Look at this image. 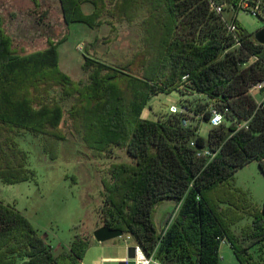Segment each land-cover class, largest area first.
<instances>
[{
  "label": "trees",
  "instance_id": "16d2710c",
  "mask_svg": "<svg viewBox=\"0 0 264 264\" xmlns=\"http://www.w3.org/2000/svg\"><path fill=\"white\" fill-rule=\"evenodd\" d=\"M30 1L40 7L39 0ZM216 1L227 4L228 12L240 0ZM254 1L264 18V0ZM59 3L68 27L94 29L104 19L112 26L138 22L140 44L116 66L85 54V79L75 81L59 65L58 48L68 37L23 51L0 12V182L35 179L19 138H37L54 161L68 129L94 158L123 150L130 159L111 163L102 179L100 226L131 236L160 264H222L223 241L240 264H264V207L256 210L232 183L236 172L254 161L264 176V105L249 95L264 80V46L242 27L229 34L207 0ZM87 4L89 14L83 11ZM172 91L186 99V112L155 122L142 118L151 98ZM210 103L223 112L224 122L204 138L198 131L208 115L196 116ZM245 122L248 129L238 130ZM202 148L218 153L212 160L197 158ZM166 200L175 205L158 227L157 208ZM245 217L253 218L252 225L236 231L234 225ZM91 245V238L76 234L69 250L56 253L19 211L0 202V264H82Z\"/></svg>",
  "mask_w": 264,
  "mask_h": 264
},
{
  "label": "rangeland",
  "instance_id": "374dc122",
  "mask_svg": "<svg viewBox=\"0 0 264 264\" xmlns=\"http://www.w3.org/2000/svg\"><path fill=\"white\" fill-rule=\"evenodd\" d=\"M39 1L40 7L35 8L30 0H0L6 29L17 48L26 52L45 49L49 38L60 41L68 37L58 48L59 65L63 73L75 81L85 79L82 71L85 54L116 66L129 59L140 44L138 22L112 26L104 19L102 26L94 29L83 24L68 27L63 21L59 0ZM83 11L89 14L91 6L84 5ZM237 19L251 35L264 27V18L244 11L239 12ZM185 100L179 91L159 94L150 99L142 118L155 122L167 116L170 106H180ZM190 103L192 100L187 99V105ZM210 129V125L204 122L198 135L205 138ZM65 133L67 139L60 145V155L54 161L43 154L37 138L31 135L25 136L24 141L19 138L21 148L28 154V166L35 173V179L13 185L0 182V202L19 211L56 253L67 249L76 234H84L96 222L97 228L100 227L97 210L102 204V179L107 177L111 163L130 161L123 150H116L112 158H94L80 138L68 129ZM232 183L247 195L256 210L262 211L264 176L258 162L242 168ZM156 214L157 221L159 212ZM252 220V217H245L237 222L234 225L236 231L251 226ZM87 237L92 239L93 232ZM99 244L94 242V246ZM220 255L223 264H240L227 243L222 245Z\"/></svg>",
  "mask_w": 264,
  "mask_h": 264
},
{
  "label": "built area",
  "instance_id": "2783aa9c",
  "mask_svg": "<svg viewBox=\"0 0 264 264\" xmlns=\"http://www.w3.org/2000/svg\"><path fill=\"white\" fill-rule=\"evenodd\" d=\"M211 9L219 16H221L225 27L227 29V32L229 34H232L235 36L237 33L240 32V24L238 22V14L240 11H244L247 13H250L251 15L259 17L261 14V9H260V3L254 0H240L236 6L232 5L230 8H228V12H225L227 10V4H219L216 0H207ZM227 14V17H226ZM240 43L238 40L235 43V47L239 46ZM254 61V60H252ZM251 61V62H252ZM186 77L184 78V80ZM249 95L253 97L258 105H264V80L258 82L256 85H254L250 90H249ZM184 103H182L180 106L172 105L168 109L169 114H181L186 112L184 109ZM205 114L208 115V120L206 123L210 125L211 128L219 127L223 124L224 122V114L221 112L215 103H210L204 113H201L200 115L196 116V119L198 120H203ZM214 114H219L221 117H223L222 122H219L218 125H213V117ZM192 117H194V114H191ZM183 126L188 127L190 125L189 120H184L183 121ZM238 130L240 129H248V123H241L238 124L237 126ZM190 146L192 148H195V143L191 142ZM218 151L212 150L210 148H202L196 150V157L197 158H207L208 160H212L216 155ZM124 238V244L126 247L129 248V244L132 241L131 236H122L120 239ZM134 250V257L131 259V262L133 264H160L159 261L154 257V256H146L141 249L139 245H134L133 247ZM129 260L126 259L124 261V264H129Z\"/></svg>",
  "mask_w": 264,
  "mask_h": 264
},
{
  "label": "crops",
  "instance_id": "0c3cea01",
  "mask_svg": "<svg viewBox=\"0 0 264 264\" xmlns=\"http://www.w3.org/2000/svg\"><path fill=\"white\" fill-rule=\"evenodd\" d=\"M239 171H237L236 174ZM174 205L175 204L173 201L166 200L157 208V213L159 212V218L156 221V219H157V214H156L155 222H156V225L158 227L162 226L164 220L166 219V217L168 216L170 211L173 209ZM96 229H97V222L82 235L88 236V234L90 232H93ZM94 242H95V240L92 238L91 247H93V248L91 249V247H90L88 249V251L86 252V254L83 258L82 264H124V261L126 259H128L130 261L129 264H133L131 262L132 258H131V252H130L132 247L135 245L133 240L130 242L129 248L125 246L124 238L112 240V241H109L106 243H102L101 245L99 244L100 246L99 245L94 246ZM224 243L225 244L227 243V245L230 247L228 242L223 241L220 245L219 254H221V252H222V245ZM69 247H70V245L65 250H69ZM59 252L60 251H58V253ZM17 264H23V262H18ZM222 264H223V262H222Z\"/></svg>",
  "mask_w": 264,
  "mask_h": 264
},
{
  "label": "water",
  "instance_id": "95a60500",
  "mask_svg": "<svg viewBox=\"0 0 264 264\" xmlns=\"http://www.w3.org/2000/svg\"><path fill=\"white\" fill-rule=\"evenodd\" d=\"M255 40L260 44L264 46V27L259 29L254 34ZM124 236L123 231L117 230V229H111L106 226H101L93 231V239L102 244L106 243L112 240H116ZM131 252V258L134 257V250L133 248L130 250Z\"/></svg>",
  "mask_w": 264,
  "mask_h": 264
},
{
  "label": "clouds",
  "instance_id": "9594fccd",
  "mask_svg": "<svg viewBox=\"0 0 264 264\" xmlns=\"http://www.w3.org/2000/svg\"><path fill=\"white\" fill-rule=\"evenodd\" d=\"M223 117H221L219 114H214L213 117V125H218L219 122H222Z\"/></svg>",
  "mask_w": 264,
  "mask_h": 264
}]
</instances>
